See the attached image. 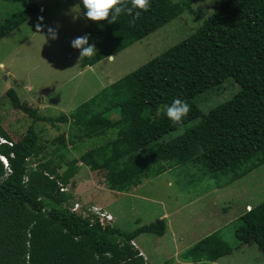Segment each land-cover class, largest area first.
<instances>
[{"label": "trees", "instance_id": "obj_1", "mask_svg": "<svg viewBox=\"0 0 264 264\" xmlns=\"http://www.w3.org/2000/svg\"><path fill=\"white\" fill-rule=\"evenodd\" d=\"M75 2L84 16L80 0ZM150 2V9L134 24L126 14L111 24L85 18L87 34L93 35L89 43L95 44L97 53L86 57L84 65L92 66L144 38L188 9L193 0ZM37 11L38 6L31 4L11 14L0 24V39ZM227 77L239 89L204 111L198 104L200 95L208 92L202 98L206 102ZM6 92L12 106L28 114L33 123L68 122L65 113L44 117L37 107L20 101L13 89ZM174 98L186 100L191 108L179 125L166 116ZM103 103H108L105 110H101ZM109 108H114L116 119H111ZM70 114L77 118L83 114L80 124L86 128L78 137L97 135L100 126L114 130L110 140L67 160L62 171L40 155L43 142L34 126L12 141L0 121V138L10 143H0V155L7 161L5 166L0 160V264H143L130 240L141 233L163 235L164 219L129 231L90 224L69 210L73 196L60 186L69 184L79 161L105 177L109 186L124 190L123 169L128 173L146 164L135 179L128 180L136 185L141 176L155 177L195 159L211 171H224L232 162L264 149V0H225L194 33L103 88ZM193 119L196 123L184 132L198 128L196 136L182 141L163 159L157 156L152 166L151 157L163 148L165 137ZM42 158L44 163L31 161ZM236 221L237 242L255 244L264 257V202L250 207ZM231 251L215 231L188 248L182 258L204 264Z\"/></svg>", "mask_w": 264, "mask_h": 264}, {"label": "rangeland", "instance_id": "obj_2", "mask_svg": "<svg viewBox=\"0 0 264 264\" xmlns=\"http://www.w3.org/2000/svg\"><path fill=\"white\" fill-rule=\"evenodd\" d=\"M224 1L193 0L190 7L176 18L115 53L113 59L103 58L96 64L87 66L83 63L86 57L80 58V50L70 46V41L87 34L88 28V22L75 0H0V24L28 5L38 6L37 12L0 39V62L5 64V68H0V121L3 128L9 133L11 140L15 141L23 136L29 126H34L45 146H42L44 152L41 151V156L47 159L48 155L56 151V155L51 157L58 171H62L68 159L78 158L85 151L110 140L114 130L110 126H100L97 135L78 137L84 134L83 129L86 128L80 124L83 114L77 118L70 113L103 87L194 33ZM39 6L44 7V11H39ZM38 25L44 26L41 31L35 29ZM57 25L58 38L49 39L48 28H55ZM92 37L90 34L89 41ZM39 60L42 61L39 70L31 71L34 68L32 66ZM23 81L28 82L30 90L22 87ZM9 88L17 93L20 101L26 102L32 108L37 107L40 115L47 117L65 113L68 122L54 125L42 121L33 123L28 114L12 106L6 92ZM42 88L44 93L40 92ZM238 89L233 78L227 77L218 85L216 95L202 102L208 92L204 93L200 95L198 104L206 111L230 98ZM106 104L108 105H101V110H105ZM115 104L116 102L113 106ZM109 109L114 111V108ZM111 116V119H116L115 113L112 112ZM89 121L92 126V120ZM195 123L196 119H193L165 137L163 148L154 151L151 165L157 163V156L163 159L182 141L196 136L198 128L184 132ZM80 125L83 128L78 131ZM42 160L43 158L31 161L43 162ZM195 160L155 178L141 176L146 179L142 182L140 179L141 187L134 191L136 196L119 197L108 208L116 213L113 226L129 231L155 222L164 206L171 212L169 216L172 231L177 236V241L172 243L169 235L162 238L154 234H144L145 241H140V244L151 264L165 262L168 259L167 254H171L175 246L181 245L179 248L186 251L198 240L215 231L232 251L216 262L204 264H264V257L255 244H240L234 237L236 219L250 207L264 202V149L232 162V166L230 164L224 171H211L203 162L199 164V160ZM145 165L144 163L139 168L132 167L133 170L128 173L125 172L127 169H123L121 175L124 183L133 186L128 180L135 179V175L141 173ZM77 167V173L81 177L93 178L97 184L101 183V174L95 171L90 173L89 168L80 161L77 162ZM70 190L73 192L72 186ZM68 192L71 193L69 187ZM162 241L166 242L165 251ZM176 259L180 260L177 256Z\"/></svg>", "mask_w": 264, "mask_h": 264}, {"label": "crops", "instance_id": "obj_3", "mask_svg": "<svg viewBox=\"0 0 264 264\" xmlns=\"http://www.w3.org/2000/svg\"><path fill=\"white\" fill-rule=\"evenodd\" d=\"M41 10L44 11V7L39 6V11H41ZM43 27H44L43 25H38V26L35 27V29H38L39 31H41V29ZM110 57H113V55L110 56ZM41 63H42L41 60H39L38 62H36L35 65L32 66L34 68H31V71L39 70V67H40ZM87 66H89V65H87ZM0 68H5V64L2 63V62H0ZM114 82H112V83H114ZM112 83H110L109 85H111ZM21 85H22V87L25 90H30V86L28 85V82L23 81L21 83ZM109 85H107V86H109ZM107 86H105L103 88H106ZM43 90H44V88H42L40 92H43L44 93L45 90L44 91ZM93 96L94 95H92L91 97H93ZM80 104H82V103H80ZM42 146L45 147L44 144ZM42 152H44V150ZM42 152H41V154H42ZM54 153H52V154H50V155H48L46 157L47 158V159H45L46 162H49V163L50 162H53V158L51 157V155H56V153L55 154ZM57 161L58 160L56 159V162ZM176 167H173V168H176ZM173 168H171V169H169V170H167V171H165L163 173L170 172V170H172ZM78 171H79V169L77 168V170L74 173L73 177L69 181V184L68 185H70V186L67 185L69 187V191L70 192H71V190H70L71 189V186L73 188V192H71V194L73 196V199L72 200H74V199L81 200V201H84L85 202L84 204H86V205H97V206H100V207L104 208L105 210H107L113 216V220H112L110 226H113V223L116 221V213L115 212H111L110 210H108V208L112 205L113 201H116L119 197H122V196H129V197L136 196L134 194V191H138V189L141 187L140 186V183L142 182L143 179H146V178H141V182H139L137 185H133V186L127 185L126 187H124V190H116L115 187H111V186H109L106 183L107 180H106L105 177H100V179H101L100 182L101 183L100 184H97V181H94L95 179H93V178H87L86 176L85 177H81L80 176V173H77ZM89 171H90V173L93 172L90 169H89ZM163 173H161V174H163ZM155 177H157V176H155ZM155 177H152V178H155ZM161 209H162V213L158 216V219H164L165 220L166 228H165V232L163 233V235H161V236H156L155 235V236L156 237H162L163 238L164 236L167 235V237H168V235H169L171 242L174 243V242L177 241V236L172 231V221H171L170 216H169L171 212H169L168 210H166V207H164V206ZM122 231H124V230H122ZM144 234H147V233H141L138 236H136L134 239H132L137 244V246L140 248V250L143 253L145 252V249L144 248H141L140 241L144 243V241H145V238L143 237ZM148 234H151V233H148ZM162 243H163V245H162L163 246V250L165 251L166 250V245H165L166 242L162 241ZM144 246L146 247L145 244H144ZM180 246L181 245L175 246L174 247V251L171 254H167L168 255V259L166 261H170V264H190V263H194L191 260H185V259L182 258V254L185 251V249L184 250H181L179 248ZM154 247L157 249L156 246H154ZM179 250H181V251L179 252ZM144 255H145L146 259H147V264H151L149 262V260H148L147 255L145 253H144ZM176 256L180 260H177L176 259ZM157 264H161V262L160 263H157Z\"/></svg>", "mask_w": 264, "mask_h": 264}, {"label": "clouds", "instance_id": "obj_4", "mask_svg": "<svg viewBox=\"0 0 264 264\" xmlns=\"http://www.w3.org/2000/svg\"><path fill=\"white\" fill-rule=\"evenodd\" d=\"M84 8V17L92 22L108 20L115 23L121 14L131 16L129 21L134 24L141 16L142 12H147L151 7L150 0H80ZM59 25L55 28H48L49 39L58 38ZM90 34H84L70 41V46L80 50L79 55L82 57H92L96 55L97 49L94 43H89ZM113 59L114 57H107ZM191 108L186 100L174 98L172 103L166 107L167 118L175 125L182 123L183 119L188 115ZM2 156V155H1ZM5 158V157H4ZM2 161V160H1ZM6 166L7 161H2ZM109 255L110 254H105ZM98 258V254L96 255Z\"/></svg>", "mask_w": 264, "mask_h": 264}, {"label": "built area", "instance_id": "obj_5", "mask_svg": "<svg viewBox=\"0 0 264 264\" xmlns=\"http://www.w3.org/2000/svg\"><path fill=\"white\" fill-rule=\"evenodd\" d=\"M0 143H9L6 139L0 138ZM10 144V143H9ZM0 160L5 162V158L0 155ZM60 190L63 192L68 191V186H60ZM69 210L76 215L80 216L81 218L87 219L90 224L95 222L99 223L102 227L110 225L113 216L104 208L97 206V205H86L78 200H72L69 205ZM131 246L138 251V255L143 257V264H147V259L144 253L140 250L137 244L130 240Z\"/></svg>", "mask_w": 264, "mask_h": 264}, {"label": "water", "instance_id": "obj_6", "mask_svg": "<svg viewBox=\"0 0 264 264\" xmlns=\"http://www.w3.org/2000/svg\"><path fill=\"white\" fill-rule=\"evenodd\" d=\"M110 57V56H109Z\"/></svg>", "mask_w": 264, "mask_h": 264}]
</instances>
